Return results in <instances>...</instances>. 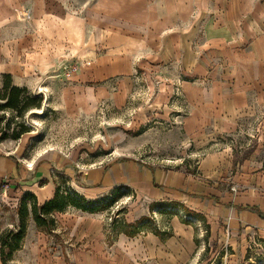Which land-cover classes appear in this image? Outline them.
Instances as JSON below:
<instances>
[{
	"label": "rangeland",
	"instance_id": "374dc122",
	"mask_svg": "<svg viewBox=\"0 0 264 264\" xmlns=\"http://www.w3.org/2000/svg\"><path fill=\"white\" fill-rule=\"evenodd\" d=\"M180 1L29 0L0 30L11 85L42 99L21 118L0 111V157L66 158L54 181L100 207L55 214L51 233L29 219L9 264H264V232L205 207L216 192H264V0L242 5L256 17L242 31L227 18L238 5ZM247 73L263 102L239 116ZM145 173L157 189L158 174L178 177L179 198L155 200ZM23 193L0 180V233L18 225Z\"/></svg>",
	"mask_w": 264,
	"mask_h": 264
},
{
	"label": "crops",
	"instance_id": "0c3cea01",
	"mask_svg": "<svg viewBox=\"0 0 264 264\" xmlns=\"http://www.w3.org/2000/svg\"><path fill=\"white\" fill-rule=\"evenodd\" d=\"M194 1L195 0H182L180 2L193 3ZM28 2L29 0H0V30L9 27L11 25V21L20 17V12L18 13V10L21 9L20 7L22 5H26ZM215 2L239 6L237 11L234 10V16L227 15V18L229 20H233L234 24L239 23V31L244 29V27L240 26L241 21L244 19H256L252 12H244L242 5L258 4L259 0H215ZM257 18H259V16ZM223 33L224 29L221 28L220 34ZM230 35L232 34L230 33ZM1 38L0 51L4 50V46L2 45L4 42H6V39L1 40ZM15 41L17 40L10 41L12 42V46H14L13 44ZM0 74L11 75L12 72L7 65L2 64V66L0 65ZM260 83L261 79H259V77L254 74L247 73L239 76V116L245 113L246 110H251V108L255 107L258 102H263L262 95L258 94L257 91H253ZM231 104L233 103L229 102V106ZM65 162L66 158L60 156L56 159H53L41 155L33 160L24 159L21 163L19 158L15 157L14 154L6 155L5 157H0V180L8 179L11 184L18 185L24 193L29 192L33 194L36 197L37 202L42 204L33 191H24V189L32 188L33 190L37 191L43 190L49 195H53L55 183L52 169L54 168L55 170H59L60 167L65 165ZM158 175H160V177H156L159 179L155 177V182L158 184L156 185L158 187L160 186L158 189L153 184H151L153 178H149L147 173H145L142 176V179H140L143 180L142 185L150 184L149 188L151 196L155 198V200H163L165 197L171 198L173 200L179 198L180 195L176 191V189H178L180 186L179 178H170L162 173ZM234 179L237 182L241 180L239 177ZM40 182H42L41 185ZM244 188L245 192L240 194L236 193L235 196L224 192L213 193L215 195H212L214 197L211 198V201L213 200L212 203H214V205L209 203L205 207L210 208L209 214L212 218L214 216H220L221 211H223L222 216H224L225 209H228L230 212L234 213L235 216H237L239 225H241V227L245 230H258V232H264V192L259 191V189L255 190L250 184L248 186H244ZM190 194L195 195L198 193L194 191ZM214 198L219 199L217 201L218 203L214 200ZM45 201H43V203ZM152 240L161 243L160 239L156 236H153Z\"/></svg>",
	"mask_w": 264,
	"mask_h": 264
},
{
	"label": "trees",
	"instance_id": "16d2710c",
	"mask_svg": "<svg viewBox=\"0 0 264 264\" xmlns=\"http://www.w3.org/2000/svg\"><path fill=\"white\" fill-rule=\"evenodd\" d=\"M4 82L0 89V101L3 105L0 106V111H9L15 114L16 118H21L24 113L41 107V98H31L28 96L25 88H19L11 85L10 75H3ZM4 129L0 127V139L5 136ZM29 132L27 127L20 125L19 131H12L11 139L17 140L23 134ZM55 189L52 198L42 204L37 202L36 197L29 193H23L18 205V225L14 230H5L0 233V263L9 264L12 255L18 251L25 237L27 222L30 219L37 231L41 233H51L56 228L55 214H64L69 209H75L84 213L93 214L100 211V207L93 203H85L84 199L77 193L68 189H62L55 181ZM42 182H40V185ZM184 209V207H183ZM185 210V209H184ZM194 218L197 215L188 213ZM147 221L141 219L134 225H128L132 237L137 232H142ZM151 233L156 237L163 239L165 232L158 233L156 230H151Z\"/></svg>",
	"mask_w": 264,
	"mask_h": 264
}]
</instances>
